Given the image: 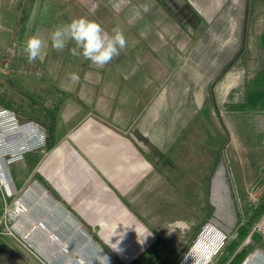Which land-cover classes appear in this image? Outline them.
I'll return each instance as SVG.
<instances>
[{"label":"crops","instance_id":"0c3cea01","mask_svg":"<svg viewBox=\"0 0 264 264\" xmlns=\"http://www.w3.org/2000/svg\"><path fill=\"white\" fill-rule=\"evenodd\" d=\"M155 1L0 0V110L17 125L31 121L44 133L52 127L54 136L49 148H29L4 165L14 195L29 207L24 216L5 225H30L41 220L85 264H107V258L108 264L176 261L179 246L194 243L196 225L179 218L166 221V225L156 223L162 219L159 213L170 210L168 205L193 219V208L182 201L174 184L179 181V171L186 172L189 165L202 163L211 168L207 174L209 206L220 208L219 212L221 207L226 208L225 174L212 177L217 157L212 161L211 153L199 156L197 150L171 149L176 104L173 98L180 93L178 85L169 80L174 78L172 71H186L188 75L181 77L182 81L197 87L202 80L193 81L189 72L196 62L205 65L200 62L205 63L206 58L196 57L192 45L181 47L180 58L174 55L172 47L166 45L174 35L167 31L169 28L178 31V23L186 22L190 30H197L193 35L203 37L206 43L210 33L197 18L219 20L218 38H224L219 39L224 43V55L209 58V64L216 60L219 70L230 64L231 72L221 82L246 86L242 71L247 66L242 55L254 53V101H264V0ZM91 6L94 11L89 9ZM186 6L195 18L189 16ZM82 12H88L85 17L98 22L109 35L118 28L127 47L104 67L71 55L70 49L75 47L72 42L62 52L49 46L42 61L28 62L22 48L29 36L48 41L56 26L83 17ZM165 14L168 17L163 21H172L173 27L160 24ZM247 22H254L253 35L243 31ZM235 71H241L240 78H236ZM72 74L79 79L73 80ZM197 91L199 102H205L206 94ZM234 94L230 92L224 103L238 100L241 94ZM214 109L207 110V116L213 118ZM254 129L264 131V107L254 113ZM260 146V152L254 149V165H264V141ZM250 153L252 158L253 151ZM178 155L181 162H186L183 170H179ZM164 167L177 176L164 175ZM9 201L0 194V213L3 202ZM145 220L154 226L145 225ZM209 227L216 230L208 225L202 233ZM85 231L91 234L93 243L85 238ZM257 233L259 238L254 243L249 241L251 248L239 264H264V236ZM1 237L0 264H75L65 254H50L43 236L33 238L41 251L35 253L37 257L13 253L8 243L17 249L18 241ZM206 240L216 242L214 236ZM245 240L248 243V238ZM131 245L153 250L142 256L127 253L126 247ZM4 247L8 253H4ZM211 256L212 251L203 258L208 262Z\"/></svg>","mask_w":264,"mask_h":264},{"label":"rangeland","instance_id":"374dc122","mask_svg":"<svg viewBox=\"0 0 264 264\" xmlns=\"http://www.w3.org/2000/svg\"><path fill=\"white\" fill-rule=\"evenodd\" d=\"M92 7L93 6L89 7V9L91 8L92 10ZM186 8L190 13L189 16H196V14L190 7L186 6ZM167 10L170 11V9ZM82 13L83 17H85V13L88 12ZM238 13H240V11H238ZM253 13L254 12H252V14ZM252 14H248V18H250V15ZM164 17L166 18L168 17V15L165 14L163 15V17H161L163 18L160 21L161 25L163 23L168 26V28L170 27V25H175L172 21H163ZM197 19L199 20L198 23L201 27H206L205 32L210 33V36L205 37L206 43H204L203 37H196L197 35H193L196 34L197 30H190L191 28L187 25L186 22H176L178 23V25L180 24V28L178 29V31H176L174 28H169L167 30L168 32H172L174 34L173 37L168 40L169 45L166 44L170 48L172 47L171 49L175 53L174 55H177L180 58V56L183 55L181 47L192 45L193 50L195 51L194 55L196 57H199L200 59L206 58L205 63L200 62L205 65L196 62L195 64H193V69L189 72V76L193 81L197 79L202 80V82L199 83L197 87H193L192 83L189 87L182 81L181 77L185 78L186 75H188L186 71L182 73H176V71L179 70L172 71V76L174 78H170L169 80L174 81L178 85L180 93H176V99L173 98V100L176 101V104L174 110L175 117L173 133L171 134V137L173 138V146L171 147V149H177L178 152L182 148H186V150H188L189 152L191 150H197L199 156L206 153H211L212 161L217 157L214 164L216 167L214 168L215 170L212 173V177H218L219 173L220 175H223V173L225 174L227 182L226 208L224 209L221 207L222 211L219 212L218 209L220 208L214 206L213 209L209 206V204H211L208 198L209 177L207 176V174L209 170L211 171V168L209 166H204L202 163H196L189 165L188 169L185 168V170H187L186 172L181 173L179 171V181L174 184L178 189V194L181 195L180 198L182 199V201L185 202L191 209L193 208V219L192 217L187 218L186 216L188 214L184 213L183 211H174L175 208H173L171 205H168L167 208L170 210H164L162 213H159L158 216L162 215V219H160V222L156 224L166 225V221L169 222L170 220L176 218L185 221L187 219L186 222H189L188 225H196L195 241L194 243H188L186 246H179V252L176 261H169L168 263L164 262L160 264H216L222 247H224V245L235 235L234 230L240 221L241 213L246 208L254 206L257 198L264 188V165L261 163H257L254 165V149L260 152V145L264 141V131H256L254 129V113L258 112L260 107H264V101H254V53H247L242 55L244 57L243 63L247 66V68H244V70L242 71V76H244V82L246 86H233L229 83L226 84L227 82H221L223 76L231 72L229 70L230 64L225 65L221 68V70H219V68H217L219 67V65L216 60H211L210 64L208 62L209 58L216 59L219 57V55H224V43H219L220 38H218V25L221 22H218V19V21H208L205 18ZM245 22L246 21H244V25H246ZM236 24L239 27V22H237ZM243 31L247 33V36L253 35L254 22L252 24L247 22V27H243ZM248 38L249 37L245 38V42ZM222 39L224 38H221L220 40ZM176 46H179L180 48L177 50L175 48ZM240 47L242 48V45H240ZM245 50L246 48L244 49V51ZM247 50H249V48H247ZM79 57L85 60L82 56ZM235 74H237L236 78L238 79L240 78L241 71H235ZM165 75L167 74L165 73ZM178 75H180V77ZM209 77H211L210 80H208ZM204 82L207 85H204ZM197 89L206 94L205 102H199V98L197 97ZM231 90L233 91V93H235V96L241 94L239 99L236 101H232V103H224L225 99H227V96L230 98L229 94L230 92H232ZM225 106H227V108H225ZM213 107L215 108V113L213 115L214 117L212 118L211 116H207V110H210ZM226 111L231 113H228ZM222 114H228V116L226 115V117H224V115ZM42 132L44 134V131ZM164 137L166 138V136ZM176 139L178 140L175 142ZM185 141L187 143L185 145L186 147L181 145V143ZM256 146H258V148ZM252 151L253 157L251 158L250 152ZM185 165V160H182L181 162L178 155L179 170H183ZM165 167L162 170L164 175L177 176L174 173L171 174L167 172ZM214 173L216 175H214ZM217 200L219 199H216V201ZM182 209L185 210L184 208ZM205 219L206 221L202 223L201 221H204ZM262 220H264L263 217ZM136 221V224L140 225L137 219ZM144 223L149 227L154 226L153 223L148 220H145ZM208 225H212L214 228H216V230L211 227L206 229V233L209 232L208 235H210L211 232L212 236H214V240L216 241L214 242V244H212V242L210 243L206 239V242L201 241V237L206 234H203L202 231ZM10 226L12 225L0 226L2 227L0 229L2 230L0 231V236H2L1 238H10L18 241V239L20 238L17 239L13 235L8 234L7 228H9ZM29 226L30 225H13V227L20 230L22 235L28 233L27 239L25 240L26 244L24 241H18L20 245L17 249L14 248V245L10 246L8 243L7 247L10 248L13 253L39 254L38 252H41L39 251V244H36L33 238H42V236L47 237V234L36 225H33L32 230L30 231ZM77 226L78 228L83 229L81 225ZM253 231L258 232L256 230ZM214 232L217 234H215ZM83 234L86 239L93 243L90 233L85 231V233ZM222 235L225 238L222 244L218 245V239ZM49 238L51 239V236ZM249 241L250 239L248 238L247 242L249 243ZM98 242L101 248L108 250V247L101 244L100 241ZM46 243V247H49V252L54 257H57L60 254H65L69 256L67 260H73L75 264H77L75 258L80 259L76 256L75 252L71 251L70 247L60 241L47 240ZM199 243H201V246L198 245ZM206 243H208V245ZM62 244L65 245L67 251H62V249L64 248L63 246H61ZM152 248L153 247L142 245H131L126 247L127 251H129L127 253H136L137 255L140 254V256H142L144 253H151V250H153ZM177 248L178 247H176V249ZM199 248L200 251L199 253L197 252L199 256L201 255V252L205 254V252L208 253L212 251V256L208 262L204 261V259L202 258L197 259L196 250H198ZM2 249H4V253H8V251L5 250V247ZM24 249H26V251ZM47 251L45 254L48 253ZM41 254H43V252ZM34 256L37 257L38 255L35 254ZM191 256L193 257V260H189ZM82 262L83 264H85L83 260ZM134 263L137 264L138 262L135 261Z\"/></svg>","mask_w":264,"mask_h":264},{"label":"clouds","instance_id":"9594fccd","mask_svg":"<svg viewBox=\"0 0 264 264\" xmlns=\"http://www.w3.org/2000/svg\"><path fill=\"white\" fill-rule=\"evenodd\" d=\"M94 10L93 7L92 11ZM112 31L113 35H109L98 22L87 17L74 18L68 23L56 26L48 41L35 35L29 36L23 42L22 51L28 62L33 63L37 59L43 60L45 50L49 46L57 52H62L68 43L72 42L75 47L70 49L71 55L82 56L92 65L104 67L127 47L123 33L118 28ZM71 78L79 79L76 74H72Z\"/></svg>","mask_w":264,"mask_h":264},{"label":"built area","instance_id":"2783aa9c","mask_svg":"<svg viewBox=\"0 0 264 264\" xmlns=\"http://www.w3.org/2000/svg\"><path fill=\"white\" fill-rule=\"evenodd\" d=\"M4 110H0V194L4 197H9V203L3 202L2 209L0 213V224L5 225L7 221H16L18 218L24 216L28 211L29 207L22 201L20 196L14 195V190L11 188V185L8 179L5 176L4 165L7 164L12 159L20 157L21 152L32 148V147H43L44 146V134L41 129L35 128V125L28 121L24 124H16L12 122V119L7 118L3 115ZM12 117V116H11ZM25 125H30L33 129L25 128ZM7 155V156H6ZM6 156V157H5ZM12 225V224H9ZM33 225L38 226L47 234L48 241H58L56 235L46 229L44 223L41 220H36L30 224V231L32 230ZM8 229V234L13 235L18 239V241L25 242L27 239V234H21L20 230L15 227L10 226ZM252 230L258 231L262 236H264V220L260 218L252 226ZM54 238L51 240L49 237ZM57 238H55V237ZM224 236L222 235L217 241L218 245H221ZM22 239V240H21ZM217 245V244H216ZM65 248V245L62 244ZM219 247V246H218ZM62 249V251H67V249ZM77 264H81L82 260L76 259Z\"/></svg>","mask_w":264,"mask_h":264},{"label":"trees","instance_id":"16d2710c","mask_svg":"<svg viewBox=\"0 0 264 264\" xmlns=\"http://www.w3.org/2000/svg\"><path fill=\"white\" fill-rule=\"evenodd\" d=\"M53 140L52 127H49L44 133V147L49 148ZM262 216H264V188L254 206L246 208L241 213L240 221L234 230L235 235L222 247L216 264H239L241 262L251 248L245 239L249 238L254 243L260 236L252 230V226ZM240 244H242L241 248H239Z\"/></svg>","mask_w":264,"mask_h":264},{"label":"bare ground","instance_id":"6f19581e","mask_svg":"<svg viewBox=\"0 0 264 264\" xmlns=\"http://www.w3.org/2000/svg\"><path fill=\"white\" fill-rule=\"evenodd\" d=\"M208 233H209V232H207L203 237H201V240H202V241H205V239H209L210 236H212V233H211V232H210V235H208ZM214 233H215V232H214ZM201 234H202V233H201ZM215 234H217V233H215ZM54 237H55V236H54ZM55 238H56V237H55ZM199 238H200V237H199ZM51 239H54V238L51 237ZM56 239H57V238H56ZM206 244L208 245V243H206ZM208 253H209V252H208ZM208 253H206V252H205V254L201 253L200 256L196 253V254H197V259H199V258L204 259L203 256H205V255L208 254ZM191 259L193 260V257H192V256H191V258H190L189 260H191ZM204 261H205V259H204ZM203 263H204V262H203Z\"/></svg>","mask_w":264,"mask_h":264}]
</instances>
